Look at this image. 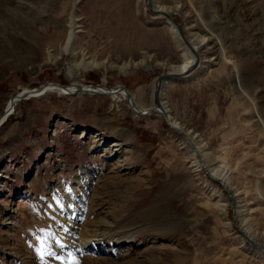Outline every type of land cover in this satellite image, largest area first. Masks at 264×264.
<instances>
[{"label":"rangeland","instance_id":"rangeland-1","mask_svg":"<svg viewBox=\"0 0 264 264\" xmlns=\"http://www.w3.org/2000/svg\"><path fill=\"white\" fill-rule=\"evenodd\" d=\"M147 5L0 0V263L44 264L54 257L48 235H55V218L46 209L67 210L72 197L81 209L70 212L89 221L106 217L107 236L115 240L105 246L115 249L123 240L113 254L116 264H264V255L257 257L237 232L227 193L191 165L193 147L182 136L204 145L211 153L207 164L226 167L232 196L240 193L233 197L238 226L247 218L243 231L264 247V0L156 1L199 47L195 77L164 89L167 83L158 95L183 133L161 113L137 117L130 100L117 96L26 93L52 85H92L100 93L121 88L140 110L158 108L161 76L193 56ZM73 11L80 30L77 62L85 53L101 65L74 69L69 77L72 58L60 47ZM12 101L13 113L4 117ZM80 123L100 135L77 136L72 126ZM94 147L100 150L93 153ZM39 149L46 152L44 166L30 162ZM21 155L34 170H9V160L15 164ZM169 228L177 230L175 237L161 233Z\"/></svg>","mask_w":264,"mask_h":264},{"label":"bare ground","instance_id":"bare-ground-1","mask_svg":"<svg viewBox=\"0 0 264 264\" xmlns=\"http://www.w3.org/2000/svg\"><path fill=\"white\" fill-rule=\"evenodd\" d=\"M137 1L138 3L147 2L148 4L147 6H149V11L151 13L154 10L158 12V14H156L155 16L162 17L164 19V24H166V27L168 28L169 32L173 35V37L176 40L183 42V40L178 36V33L175 30L174 26H172L171 22H169L168 19L164 18V15H167L166 9L155 5L157 0H137ZM0 13H2L1 8H0ZM76 22H77V19L75 16V11H73L70 16L69 31H68L67 38L63 46L60 47V54L71 56L72 58V64H70L71 66L67 68V75L69 77L73 76L74 69H81L83 71H86V70H89L90 68H96L101 65L99 62L95 60H91L85 53H81V61L77 62L78 60L77 57L79 53L76 49V44H77V35L80 32V30ZM181 31H182L185 41L188 43L186 44L185 42H183V44L188 49L190 54L193 56V60L185 59L182 62V64H180L179 66L170 67L172 70V73L161 76V78L158 81L156 94L154 95L156 98V103H157L156 105L158 108H155L152 110L151 109L140 110L136 105H134L135 103V100L133 98L134 96L129 92H125V90L121 88H118L111 93H107L108 90L106 92L100 93L101 89L99 87H91V86L82 87L80 84H75V85L73 84L74 86L70 88L61 89L58 86L52 85L50 86V88L49 87L41 88L40 90H34V91H29V92L27 91L26 93L29 96L37 97V96H42L48 92H54L56 90L55 93H57L59 96L72 95V94L80 95V94H86V93L90 94V92H97L99 94H105L107 96H114V97L117 96L125 100L126 102L128 101V103L130 100L129 105L130 107H133L132 110L137 113L136 114L137 116H144L147 113L150 115L151 111H153L152 114L154 112L156 114L161 113L162 116L166 118L168 125L170 126L171 129L176 130L178 132H182L180 127L177 125V123L171 118V116L167 114V110L163 107V104L160 103L158 100V95L159 96L162 95L161 90L168 83V81H170L171 78H181L183 76L187 77V75H190L191 73L196 71L200 66L201 60H200L199 54L197 53V48L199 47L196 48V47L191 46V43L188 41L182 29ZM198 41L200 42V44H202L203 42H205V39L202 38ZM52 52H53L52 50L51 51L48 50L47 52V59L50 62H52L53 60ZM196 59L198 61L197 64L192 69H190L193 66V63L196 61ZM96 88H99V89H96ZM23 98H24L23 93L21 92L17 100L20 101ZM14 102L12 101L9 103V106L7 107V111H6L7 114L4 117H7L9 114L13 113V110L16 105V103ZM187 135L188 134H185V135L182 134V136L186 137V141H188V144L191 147H193L191 149H193L192 152H193L194 158L191 162V165L193 167L195 166L196 170L198 171L202 169L205 170L208 173V176L210 177V179L219 183V185L221 186V188H223L225 192L226 190L228 191V197L231 202V213L237 222L235 204L238 203V199L234 200L233 197L237 198L240 193H236L234 196H232L230 192L231 190H229L230 174L228 173L226 167L224 165H217V166L211 165L210 166L209 164H207L209 163L207 162V160L211 159V156H210L211 153L204 152V145L203 144L198 145V142L195 143L193 139L192 138L189 139L188 138L189 136ZM207 165L210 167H207ZM66 196H67V193H66ZM68 198L70 200L69 201L70 204L67 210H62L56 204H55L56 206H54L53 208L47 207L46 209L48 212H51L55 218V220H53L54 222L51 223V226H52V229L55 235L52 233V234H49L48 236L49 238L52 237L51 241L54 242V247L55 249H57V251L55 255L53 254L54 257L50 255L47 256V260L45 261L44 264H116L115 260L117 257H115L113 254L114 253L117 255L119 254L120 250H116V249L122 247L121 243L123 242V240L116 242L118 244V247H116L115 249L108 247L109 245L105 246V241L107 244H109V243H113V241L115 240L113 237L107 236L106 231H110L111 225H109V223L107 222L106 217L105 216L102 217V215L101 216L98 215L99 216L98 220L93 219L89 221L88 216L86 217V215H84L82 212L79 215L74 214L75 212L80 211L81 204H75V202L73 201L74 198L72 197H68ZM215 206L219 207L221 210H223L222 206L225 207V205H221L220 203H215ZM69 208L73 209L74 213L72 211L70 212ZM81 214L84 216V218L81 216ZM163 215H165V209L160 208L157 212V216L161 217ZM83 219L84 221H82ZM240 221H242L241 227L238 226V222H237L236 230L239 233V235L242 236V238H245L246 241H250V239H248L247 237L246 231L244 232L243 231L244 229H242V227L244 228L245 224L248 223V219L243 218ZM176 232L177 230H172L169 228L166 230H162L161 233L165 237H170V236L175 237ZM244 243L247 244L246 242ZM250 243L252 242L250 241ZM247 245L258 250L257 257L264 255L263 252H261L258 248L254 247L253 245H249V244ZM75 251H78V253H76ZM80 253L83 254L81 257L79 256ZM262 256L261 258H263ZM175 262H180V260L177 259L175 260Z\"/></svg>","mask_w":264,"mask_h":264},{"label":"water","instance_id":"water-1","mask_svg":"<svg viewBox=\"0 0 264 264\" xmlns=\"http://www.w3.org/2000/svg\"><path fill=\"white\" fill-rule=\"evenodd\" d=\"M151 11H152V9H151ZM152 13H153L154 15L158 14V12H156L155 10L152 11ZM164 18L168 19L169 22H171L172 26H174L175 30L177 31L178 36L183 40V42H185L186 44H188V43L185 41V39H184V36H183V34H182L181 27L179 26V24H178L175 20H173V18H171L168 14H167V15H164ZM187 46H188V45H187ZM197 62H198V61H197V59H196V61L193 63V66H192L190 69H192V68L197 64ZM224 189H225V188H224ZM226 193H227V195H228V191H227V190H226ZM232 220H233L235 226H237V222H236V220L234 219V216H232ZM244 239H245V238H243V240H244ZM244 242H246V243L249 244V245H253L254 247L258 248L261 252L264 253V247H262V246H260V245H258V244H256V243H250V241H246V239L244 240Z\"/></svg>","mask_w":264,"mask_h":264},{"label":"crops","instance_id":"crops-1","mask_svg":"<svg viewBox=\"0 0 264 264\" xmlns=\"http://www.w3.org/2000/svg\"><path fill=\"white\" fill-rule=\"evenodd\" d=\"M200 67V66H199ZM200 68H198L196 71H194L193 73H191L190 75H187L188 77H186L189 81L191 80V79H193V77H195V74H197L200 70H199ZM185 78V77H184ZM187 79H183V78H174L173 80H170L169 82H168V84L164 87V89L166 88V87H168L169 86V83H173V85H174V83L175 82H177V83H186V81H187ZM164 96H165V93H164ZM163 97V96H162ZM74 101H79L78 100V98H76ZM77 105H80L79 103L77 104ZM82 106H84V112H87V110H86V108H85V105L83 104ZM167 109V108H166ZM54 114V113H53ZM81 116H85V114H82ZM86 117V116H85ZM83 119V118H82ZM165 120H166V118H165ZM167 124H168V122H167ZM47 125H48V121H47ZM170 127V126H169ZM181 133H183V132H181ZM184 134V133H183Z\"/></svg>","mask_w":264,"mask_h":264}]
</instances>
